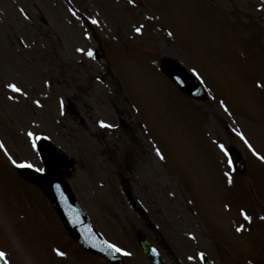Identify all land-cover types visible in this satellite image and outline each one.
<instances>
[{"label":"rangeland","instance_id":"rangeland-1","mask_svg":"<svg viewBox=\"0 0 264 264\" xmlns=\"http://www.w3.org/2000/svg\"><path fill=\"white\" fill-rule=\"evenodd\" d=\"M69 1L84 18L61 0H0V164L40 169L37 136H48L71 160L77 202L126 264H148L138 231L184 264L201 253L264 264V0ZM162 57L196 72L208 97L181 93L159 72ZM230 148L244 173L228 168ZM25 186L28 206L0 184L8 264H109L59 239L69 237L50 203Z\"/></svg>","mask_w":264,"mask_h":264},{"label":"water","instance_id":"water-1","mask_svg":"<svg viewBox=\"0 0 264 264\" xmlns=\"http://www.w3.org/2000/svg\"><path fill=\"white\" fill-rule=\"evenodd\" d=\"M161 67L163 72L175 80L184 92L194 96L199 95L196 91L200 90L199 85L179 64L165 60L162 62ZM42 151L45 158L44 171H42V173L29 172L27 176L35 181V183H38L45 191L44 193L49 196L58 211L57 213H59L61 220L65 223L67 229L75 240L84 245L86 249L88 248L90 251L107 255V250L109 249L108 245L102 241L101 237L94 231L87 218L82 214L76 202H74L75 200L71 191L62 179L61 171L62 168L67 167V160L57 155L49 145L44 147ZM230 156L233 160L231 162L233 163V167L240 172L243 169L241 157L232 151ZM125 195L128 197L127 199H129L130 204L135 210H138L140 213L144 212L143 209H141L142 207L139 202L130 191H126ZM138 240L143 249L142 251L145 252L153 264H163L157 256L154 257V255L151 254L150 249L153 248L145 239L140 237ZM206 264L210 263L207 262Z\"/></svg>","mask_w":264,"mask_h":264}]
</instances>
